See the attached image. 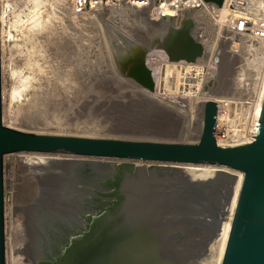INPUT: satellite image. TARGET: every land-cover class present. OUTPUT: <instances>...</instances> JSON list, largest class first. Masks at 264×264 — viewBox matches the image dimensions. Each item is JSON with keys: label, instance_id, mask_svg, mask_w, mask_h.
I'll return each mask as SVG.
<instances>
[{"label": "rangeland", "instance_id": "obj_1", "mask_svg": "<svg viewBox=\"0 0 264 264\" xmlns=\"http://www.w3.org/2000/svg\"><path fill=\"white\" fill-rule=\"evenodd\" d=\"M235 4H237L234 5L237 12L246 8L250 13L264 16V0H238ZM37 6H40L39 9ZM127 6L122 5L119 6L120 8L115 7L100 12L78 13L71 8L69 0H1L4 123L18 129L40 133L194 143L200 138L204 106L209 99L218 103L221 114L219 122L226 124L230 129L240 127L252 118L264 95V77L259 78L256 74L259 49L263 45L258 39L227 29L205 10L186 13L180 21L164 16L159 17L158 20L153 18V24L154 21L158 22L157 26H153L150 19L144 18L146 15L151 16L149 10ZM117 8L120 14L117 13ZM121 14L133 15L131 17L136 23H131L130 19L128 25L130 28L125 25L123 28L122 21L126 16ZM186 19L192 21V29L190 22L183 23ZM144 20L149 25L147 31L139 23L144 24ZM161 20L165 24L163 27H159ZM53 24L59 28L62 26V30L57 26L56 29ZM57 31L61 33H59L61 38L78 40L90 51L111 54L112 61L115 60L112 65L115 64L116 75L126 82L132 79L120 75L118 59L130 54L141 58L139 68L142 75L140 79L133 78L134 82L132 81L134 97L145 106L137 113L138 115L144 113L141 120L135 119L132 120L133 122L126 121L117 125L103 124L105 129L101 126V129L98 126L92 128L89 125L60 126L59 121L52 118L49 108L42 111L38 116L40 118L36 115L34 121L21 118L20 114L26 112L28 105L36 97L35 93L39 89L41 77L45 74L44 59L42 60L47 53L45 40H48L51 33ZM128 31L131 34L127 33ZM124 33L127 35L125 36ZM188 34L191 36L194 34L205 48L204 56L200 59L196 70L183 66L180 68L176 63L179 61L170 55L172 49L177 47L175 44L188 43ZM79 37L80 39H77ZM97 38L108 41H99ZM149 40H152L154 45L151 46ZM121 42L122 44H119ZM122 45L127 47L124 48ZM84 54L85 58L93 55ZM127 74L130 78L133 77L129 72ZM100 80L96 81L97 87L109 88L107 79L102 78L101 82ZM135 80L141 84V88ZM130 93L128 92L127 95L131 96ZM92 101L90 102L92 105L85 103V106L96 105V99ZM43 115L47 117L44 118ZM70 119L75 117L72 116ZM4 162L7 183L5 185L6 264H37L44 251H47L44 246L45 240L48 243V239L53 238V246L60 233L64 231L62 226H66L70 229L68 231L72 232V223L76 222L71 214L73 206L81 210H87L90 206L91 196H87V192L84 193L82 187L87 184L86 187L91 189L94 186L102 188L106 181L122 175L142 178L144 183L154 180L168 182V186L164 185L163 189L168 188L169 192L172 193L174 190L178 194L172 212L174 226L172 233L174 254H176L174 262L203 264V254L197 257L194 241L201 238L202 234L205 238V230H210L211 227L207 225L203 230L202 227L195 226L194 230L193 222H206L212 199L219 198L222 192L225 197L227 196L225 199L227 211L223 210L222 215L216 217L214 222L216 226L223 225L229 216L232 200L236 198L234 192L236 196L238 195L243 176L239 171L222 166L36 152L7 154ZM209 224L211 225L212 222ZM196 235L197 238L194 239Z\"/></svg>", "mask_w": 264, "mask_h": 264}, {"label": "water", "instance_id": "obj_2", "mask_svg": "<svg viewBox=\"0 0 264 264\" xmlns=\"http://www.w3.org/2000/svg\"><path fill=\"white\" fill-rule=\"evenodd\" d=\"M204 1L217 6H222L224 2ZM188 22L192 29L191 20L183 21ZM190 41L195 48L191 49L187 43H183L176 60L196 62L203 56L204 46L194 34ZM149 42L152 46L153 42ZM1 44L0 0V264H6L7 249L4 159L7 154L17 152L213 165L239 171L243 176L221 264H264V95L258 133L252 135L255 136L253 141L239 145H221L217 142L215 125L218 104L213 99L205 103L201 135L194 143L26 131L6 125L3 120ZM123 176L127 175L110 179L105 185L110 182L116 185ZM127 177L134 187L153 190L148 196L151 198L148 211L154 217L129 218L124 213L103 217L111 206L124 205L123 196L106 195L99 209L103 215L99 220L100 225L92 226H96L94 230L83 228L80 232H69L70 229L62 226L64 231L53 246V238L48 239V243L44 241L47 251L37 264H175L172 212L177 192L163 189L168 182L154 180L144 183L142 178ZM139 195L147 197L144 192ZM94 201L96 198H91L90 204ZM130 226L133 227L131 231Z\"/></svg>", "mask_w": 264, "mask_h": 264}, {"label": "bare ground", "instance_id": "obj_3", "mask_svg": "<svg viewBox=\"0 0 264 264\" xmlns=\"http://www.w3.org/2000/svg\"><path fill=\"white\" fill-rule=\"evenodd\" d=\"M235 5H237V4H235ZM39 7H38V9H39ZM120 7H122V6H120ZM125 9H124V11H127ZM137 9H139V8H137ZM143 9H145V8H143ZM146 9L148 10V8H146ZM235 9L236 8H234V10ZM38 12H40V10ZM129 12H131V11H129ZM34 13H35V15H37L36 12H34ZM117 13H118V8H117ZM121 13H123V12H121ZM65 14H67V13H65ZM118 14H120V13H118ZM125 14H126V12H125ZM131 14H133V13H131ZM40 15L42 16L43 14H40ZM122 15L123 14H121V16ZM133 15H131V16H133ZM48 16H50V14H48ZM123 16H126V19L124 18V20L122 21L124 23V24H122L123 28H125V26L128 27V25L130 23L129 22L130 19H131V23H133V22L136 23V21L130 16V14H129V16L128 15H123ZM67 17H68V15H67ZM87 17H88V15H87ZM128 17H129V20H128ZM35 18H37V17H35ZM35 18H33V19H35ZM104 18H105V16H104ZM144 18L150 19L152 22L151 24H153V18L154 17H152L150 15H146V17H144ZM167 19H169V18H167ZM38 20L40 21L41 19H38ZM55 20H54V22H55ZM79 20H80V18H79ZM157 20H158V18H157ZM144 21H145L144 24L142 22H139V23H141L143 28H146V31H147L149 28V25H147L146 20H144ZM41 22H42V20H41ZM45 22L46 21H44V23ZM60 22H61V19H60ZM72 22H73V20H72ZM30 23H31V21H30ZM103 23H105V22H103ZM39 24H41V23H39ZM31 25L32 26L34 25L33 22ZM100 25H101V23H100ZM157 25H158V22L154 21L153 26H157ZM56 26H55V28L57 29L58 26L57 27ZM163 26H165L163 21H162V23L159 22V27H163ZM45 27H47V26L45 25ZM61 27L62 26H60V28L59 27L58 28L61 29ZM70 27H72V26H70ZM100 28H101V26H100ZM128 28H130V27H128ZM59 29H58V31H59ZM166 29H169V28H166ZM52 30H53V27H52ZM58 31L51 33L50 37L49 38L47 37L48 40H45L46 41L45 47L47 48L46 49L47 51L46 50H44V51H46L47 53H45L44 57H42V60L44 59L43 60L44 61L43 69H44L45 74H43V76L41 77L42 80L39 83L40 85L39 86L37 85L39 88L38 91H36V93L33 91L36 94L35 95L36 97L33 95L35 97V98H33L34 99L33 102L30 105H28L29 107L27 110H25L26 112L23 115L20 114L21 118H23L27 121H34L42 113V111L48 110V108H49V110H50L49 112H52L51 113L52 118L56 119V121L58 120L59 121L58 124L60 126L78 127V126H82V125H84V126L89 125L92 128L93 127L94 128L95 127L100 128V126H101V128H104L103 124L107 125V124H111V123L114 124L115 123L117 125V124H121V123H126V121H132V120L134 121L135 119L141 120V118L143 117L142 114H144V113L142 112L141 115H138L137 113L140 110H142V108L145 106L144 105L142 106V104H144V103L139 101L138 98L136 99L134 97L135 91H133V87H132L133 82H134L133 78L140 79L139 77H141V75H142L141 74V68H139L141 58L137 57L136 55L130 54L129 56H127L125 58L122 57V58L118 59V65L120 66V69H118V70H121L120 75L122 74L126 78L132 79L133 82L130 80L131 82L129 81L130 82L129 83L128 80L126 82V81H124L125 79L122 80L116 75L117 69L114 67L115 64L112 65L115 60L112 61L113 57L111 54H108V53H105L102 51H100V52L90 51L89 49H87V47L83 46L84 44L82 45L78 40L72 41L71 39L61 38V36H60L61 33ZM64 32L66 33L67 30ZM64 32L62 35L65 34ZM127 33H130V31H128ZM67 34L69 35V33H67ZM124 35H125V33H124ZM190 36L191 35L188 34L189 41H188L187 45L189 48L193 49V48H195V46L191 43L190 39L192 36L191 37ZM98 38H99V36H98ZM104 38L108 39L107 37H104ZM127 38H128V36H127ZM131 38H133V37H131ZM178 38H179V36H178ZM77 39H80V37ZM81 39H83L82 36H81ZM119 39L121 40V38H119ZM103 40H105V39H103ZM103 40L100 38L99 41H103ZM109 40H110V38H109ZM144 40H145V38H144ZM105 41H108V40H105ZM82 42H83V40H82ZM104 42H102V43L104 44ZM136 42H137V40H136ZM140 42L142 43L141 40H140ZM115 43H116V41H115ZM119 44H122V42ZM105 45H106V42H105ZM152 45H154V44H152ZM122 46L124 47V45H122ZM175 46H177V47H175L174 50L172 49V51L170 52V55L176 59V57L178 56V50L179 51L181 50L182 42L180 44L179 43L175 44ZM103 47H105V46H102V48ZM126 47H124V48H126ZM118 48H120V47H118ZM43 49H45V48H43ZM118 50H120V49H118ZM111 52H112V49H111ZM84 53H86L87 55H89V53H91V55L92 54L93 55L92 56H90V55L86 56L87 58H85V57H83V55H85ZM113 55H114V53H113ZM38 71H39V69H38ZM128 72L130 75L133 76L132 78H130V76H128V74H127ZM41 73H39V74H41ZM102 78L108 80V87L109 88H104V86H100V87L96 86L97 85L96 81H98L100 79L102 80ZM89 79L91 81H89ZM101 80H100V82H101ZM188 80H189V78H188ZM135 82H136V84H139V86L141 88V84L137 83V80H135ZM98 84H100V83H98ZM104 84H105V82H104ZM104 84H102V85H104ZM127 89L129 90L128 92H131L130 93L131 96L127 95L128 94V92L126 91ZM138 89L139 88H137V90ZM97 92H99V93H97ZM82 93H85L86 97H85V95H82ZM139 95H140V93H139ZM92 98L96 99V101H97V103H99V105L97 106V103H96V105H94L93 107L92 106H85V103L86 104L90 103L93 100ZM50 101L51 102L55 101V102L51 103ZM51 104H54V105H51ZM92 104H93V101H92ZM92 104L90 103V105H92ZM261 104H258V108H257L258 112L260 111ZM146 105H147V103H146ZM45 113L46 112H44V114ZM61 113H62V115H61ZM36 115H37V117H36ZM72 116L75 117V119H70V117H72ZM46 117L44 116V118H46ZM38 118H40V117H38ZM120 120H122V121H120ZM116 121H118V122L116 123ZM69 122H71V123H69ZM142 123H144V122H142ZM55 124H57V123H55ZM138 124H140V123H138ZM177 127H179V126H177ZM53 176H54V174H53ZM125 177H127V176H125ZM125 177H122L121 180L118 181L116 185L112 184V182H110V183H107L106 185L102 186V188H97L96 186H94L91 189V188L86 187L87 184L85 185V187H82L83 192L84 193L87 192L86 195L87 196L89 195V197L91 196L90 199L96 198V202L95 201H94V203L92 202L87 210H81L78 208L76 209V207L73 206V210H72L71 214H73L72 218L76 222L72 223V225H73L72 232L74 230L75 231L77 230V232H80V231H82L83 228H86V227H88L89 230H91V229L94 230L96 226L100 225L99 220H101V218L112 217V216H116V215L121 214V213H124V215L129 217V218H131V217H134V218L142 217L145 219V218H151V217L155 216L154 214H150L148 211V210H150L149 204L151 202V198H149L150 197L149 195L153 193V190L152 189H146V188L144 190L138 189L132 185V182L127 180L128 177L127 178H125ZM241 179H242V177H241ZM39 180H38V182H40ZM49 183H48V185H49ZM137 190H139L138 191L139 193H143V192L145 194L147 193V197H145L144 195H142V196L139 195V193H137ZM234 194H235V197L237 198L238 195L236 196V192H234ZM106 195L113 196V197L114 196H123L122 200L124 201V205L111 206L109 208L108 212L106 214H104V216H103L99 209H101L100 206L102 205V202H103ZM97 197H99V198H97ZM218 197L219 198H217V199L215 198L216 200L212 199V201L209 205V206H211V207H209V208H211V210L208 211V218L205 222L206 224L203 222H201V223H197L196 221L193 222L194 230H195V226L200 227V228L202 227L203 230L205 229V226H207V225H209V227H211L210 230H208V229L205 230V232H204L205 238H203V234H202L201 238L199 237L200 239L197 238V235L194 238V239L197 238L194 241L195 242L194 244L196 245L195 248L197 249V251L196 250L195 251L198 253L196 255L198 257V255L202 256V254H203V260H204L203 264H220V262L222 260L223 253H224L228 233H229V228H230V224H231V219H232L234 207L236 204V198H235V200H232L231 207L229 209L230 211L228 213L229 216L227 219H225L226 220L225 223L221 226H216L214 221L217 218H219V216L222 215L223 210L225 211L227 208L226 207V201H225V199H227L226 198L227 196L225 197L224 194L222 192H220ZM78 199H80V198H78ZM146 203H148V204H146ZM121 210L123 212H120ZM196 213H197V211H196ZM71 214L69 215L70 218H71ZM96 221H99V222L96 223ZM210 222H212L211 225L209 224ZM93 223H95V224H93ZM94 225H96V226L92 227ZM129 228H130L129 230L131 231L133 227L130 226ZM199 231H201V230H199ZM206 231H208V232H206ZM136 232H140V230H137ZM195 251H193V252H195ZM194 260H195V258H194Z\"/></svg>", "mask_w": 264, "mask_h": 264}, {"label": "built area", "instance_id": "obj_4", "mask_svg": "<svg viewBox=\"0 0 264 264\" xmlns=\"http://www.w3.org/2000/svg\"><path fill=\"white\" fill-rule=\"evenodd\" d=\"M69 2L71 8L78 13L100 12L110 8L128 5L135 8H148L152 17H171L174 21L182 20L186 13L205 10L217 22L224 24L227 29L248 34L263 44L261 49H259V61L256 66V74L259 78L264 77V16L250 13L246 8L240 12L235 11L234 5L238 0H224L222 6H217L214 3L205 2L204 0H69ZM201 58H198L196 62L180 60L176 63L180 68L183 66L184 68L190 67L196 70ZM220 115V109L218 107L215 137L217 142H220L219 144L239 145L254 140L255 136L252 135H257L258 133L259 126L257 125H259L260 111H254L249 121L234 129H230L226 124L220 123Z\"/></svg>", "mask_w": 264, "mask_h": 264}]
</instances>
